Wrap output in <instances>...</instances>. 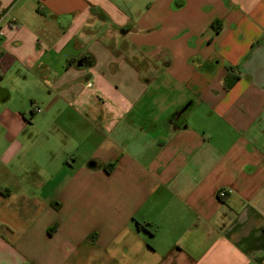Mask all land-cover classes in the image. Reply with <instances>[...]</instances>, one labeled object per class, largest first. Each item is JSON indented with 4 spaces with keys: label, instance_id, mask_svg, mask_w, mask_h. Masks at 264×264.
Returning <instances> with one entry per match:
<instances>
[{
    "label": "crops",
    "instance_id": "crops-1",
    "mask_svg": "<svg viewBox=\"0 0 264 264\" xmlns=\"http://www.w3.org/2000/svg\"><path fill=\"white\" fill-rule=\"evenodd\" d=\"M0 12V264H264V0Z\"/></svg>",
    "mask_w": 264,
    "mask_h": 264
},
{
    "label": "trees",
    "instance_id": "trees-1",
    "mask_svg": "<svg viewBox=\"0 0 264 264\" xmlns=\"http://www.w3.org/2000/svg\"><path fill=\"white\" fill-rule=\"evenodd\" d=\"M214 29H215V31H218L219 28L217 26L215 27V25H214ZM230 71L231 70L228 69V71L226 72L225 77H224L225 89H229L232 86V84L235 82V80L238 78V76L231 74ZM114 165H115V163L112 162V163L105 165L104 167L109 170V169L113 168Z\"/></svg>",
    "mask_w": 264,
    "mask_h": 264
},
{
    "label": "built area",
    "instance_id": "built-area-1",
    "mask_svg": "<svg viewBox=\"0 0 264 264\" xmlns=\"http://www.w3.org/2000/svg\"><path fill=\"white\" fill-rule=\"evenodd\" d=\"M6 16H7V13L0 12V38L3 36L2 26L6 22ZM35 110L38 111L39 108H35ZM225 194H226V190L225 189H220L219 192H218V196L220 198L224 197Z\"/></svg>",
    "mask_w": 264,
    "mask_h": 264
},
{
    "label": "water",
    "instance_id": "water-1",
    "mask_svg": "<svg viewBox=\"0 0 264 264\" xmlns=\"http://www.w3.org/2000/svg\"><path fill=\"white\" fill-rule=\"evenodd\" d=\"M81 64H82V61L79 62V65H81Z\"/></svg>",
    "mask_w": 264,
    "mask_h": 264
}]
</instances>
